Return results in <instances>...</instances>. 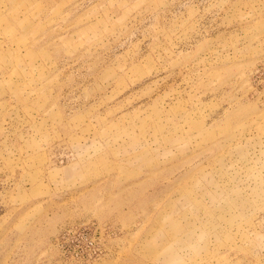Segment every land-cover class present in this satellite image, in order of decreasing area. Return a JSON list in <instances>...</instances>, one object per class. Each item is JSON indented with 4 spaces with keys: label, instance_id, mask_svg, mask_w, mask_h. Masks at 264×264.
<instances>
[{
    "label": "rangeland",
    "instance_id": "obj_1",
    "mask_svg": "<svg viewBox=\"0 0 264 264\" xmlns=\"http://www.w3.org/2000/svg\"><path fill=\"white\" fill-rule=\"evenodd\" d=\"M0 264H264V0H0Z\"/></svg>",
    "mask_w": 264,
    "mask_h": 264
}]
</instances>
